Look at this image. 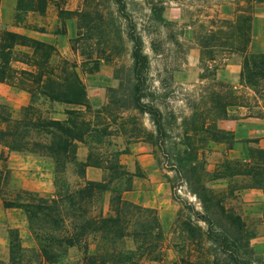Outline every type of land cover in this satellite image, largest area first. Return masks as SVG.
Masks as SVG:
<instances>
[{
  "label": "trees",
  "instance_id": "1",
  "mask_svg": "<svg viewBox=\"0 0 264 264\" xmlns=\"http://www.w3.org/2000/svg\"><path fill=\"white\" fill-rule=\"evenodd\" d=\"M53 1L17 0L16 11L43 14ZM113 2L119 17L127 24L132 67L127 83L121 80L119 87L109 88L106 103L98 108L89 100L80 71L95 74L101 61H111L112 51L118 47L112 44L110 30L101 26L99 15L90 19L92 12L88 10L58 11L61 25L66 19H77V35L71 40L74 54L78 52V45L90 42V51L79 54L80 63L61 58L53 64L52 58L58 53L55 45L7 29L0 22V84L29 95V102L19 118H13L7 106L0 104V145L8 152L50 157L55 173L60 175H64L71 164L78 177L75 183L64 176L55 179L54 194L47 198L36 191L13 188L12 170L7 165L0 166L2 205L24 211L36 242L34 248L23 247L18 229L9 228V264H144L147 260L162 261L165 257L166 235L157 210L122 196L123 192L132 190L133 178L143 177V174L129 172L121 162V156L131 151L129 144L122 148L112 139L118 133L112 130L117 117H121L117 114L137 111L149 115L159 146L164 145L168 135L163 112L145 101L150 60L144 50V39L128 11L126 0ZM258 2L262 0H219L218 5L230 6L231 17L216 16L211 20L214 29L201 31L197 39L203 70L210 68L208 63L216 70L220 53L242 56L241 78L259 94L264 107V53L249 51L253 11ZM151 9L156 11L153 3ZM87 22L91 27L85 28ZM83 29L89 36L87 39L82 38ZM102 45L105 48H101ZM88 66L91 67L85 70ZM230 97L235 98L234 94ZM212 102L201 126H191L193 134L185 132L183 137L187 143L177 144L189 150L183 155L179 149L170 156L171 170L178 180L171 185L172 198L187 213L178 216L173 227L182 232L187 241L185 248L174 245L179 254L175 264H254L261 259L250 245L254 234L244 218L225 204L223 196L207 185L206 160L195 145L196 141L203 140H195L198 132L210 135L209 139L214 142L234 140L233 133L217 129V122L228 116L229 106L241 103L226 104L216 92L212 93ZM55 103L67 106L64 119L51 116L50 108ZM120 127L124 129L123 124ZM79 143L88 149L84 162L77 158ZM0 160L4 159L0 156ZM226 161L225 172L214 174L212 180L246 175L251 178L252 187L264 190V149L250 148L245 162ZM87 167L102 169L106 176L101 181L88 180ZM121 184L123 188L118 187ZM183 187L194 201L179 194ZM106 193H110L107 207ZM72 249L78 254L69 260ZM0 264L6 263L0 260Z\"/></svg>",
  "mask_w": 264,
  "mask_h": 264
},
{
  "label": "rangeland",
  "instance_id": "2",
  "mask_svg": "<svg viewBox=\"0 0 264 264\" xmlns=\"http://www.w3.org/2000/svg\"><path fill=\"white\" fill-rule=\"evenodd\" d=\"M218 1L126 0L128 11L132 15L144 39V50L150 60L145 88V101L159 107L163 112L168 136L164 145L159 146L156 139L155 127L150 116L140 114L137 111H126L122 114H117V116L121 117H117L116 123L112 125V130H116L118 133L112 139L122 148L125 144H129V147L131 144L145 145L148 147L147 153L150 155L148 160L142 163L143 165L139 163L136 155H133V153L121 156V162L129 172L137 173V175L138 173L140 175L143 174V177L135 176L133 178L132 190L123 192L122 196L144 207L159 205L166 215L171 212L172 205L177 206L173 223L169 230L165 232V257L162 261H157L166 264H175L177 262L179 254L174 250V245L180 244L179 247L184 246V248L187 246L184 234L177 228H173L177 217L184 216L187 213L172 198L171 185L177 183L178 180L175 172L171 170L173 166V161L170 160L171 154L180 149L184 155V151L189 150L187 146H177V144L179 142H186L183 137L185 132H188V134L194 133L191 126L197 128L201 126L204 114L214 104L212 102L213 92L219 94L222 102L226 104H231L233 101H235L234 103H244L246 100L249 101L252 98L256 100L259 97V94L255 93L252 88H250L252 90L250 91L246 86L240 87L237 82H233L232 77L234 74L241 75L242 56L240 54L220 53L215 63L217 65L216 70L213 69L212 63H208L210 65L209 69L203 70L201 68L197 34L201 31L213 30L214 26L211 20L216 16L231 17L232 14V9L228 4L218 5ZM16 3L17 0H0L1 26L15 31L37 26L39 20L38 14L40 13H37V15H31V12L17 13ZM152 3L156 6L155 12L151 9ZM47 9H49L47 21L51 23L55 21V15L57 14L58 16L60 9L88 10L92 12L90 19L99 15L101 17V26L106 30H110V37L113 38L112 44H116L118 47L112 51L111 61H101L96 73L100 71L101 66L105 65L112 71L114 80L110 84L103 85L92 81L91 75L94 74L90 75L80 71L81 77L87 87L88 96L100 98L101 92L104 93V100L98 107L103 106L107 101L108 89L111 87L117 88L121 80L127 83L130 78L132 67L130 56L131 43L126 38L127 24L125 20L119 17L113 0H54L49 3ZM253 13L254 18L249 51L257 53L262 52L261 48L263 44H261V39L264 38V0L256 3ZM72 19L77 21L76 18ZM56 21H61L59 16ZM66 21L67 19L64 20V25H57L58 32L61 30L66 32ZM85 24L87 25L85 28L91 27V23L90 25L88 22ZM82 32L84 33L82 38L87 39L89 36L85 35L86 29H83ZM95 37L97 38V35ZM120 37L121 39H119ZM72 39L67 44L70 52V59L68 60L80 63L82 58L79 54L90 51V47L88 46L90 42L87 45H83L84 43L78 45V52L74 54L71 50ZM102 47L105 48L103 45ZM57 51L58 53L52 58L53 64L58 63L61 58H64L58 48ZM106 51L109 53L108 49ZM89 67L91 66L84 69L87 70ZM201 75L203 78H200ZM240 80L244 84L242 78ZM232 94L235 96L234 100L230 97ZM28 102V93L6 84H0V104L7 106L13 118L21 116L22 109ZM65 106L52 105L51 108L47 107L50 108L52 117L64 118ZM212 112H214L213 109ZM120 124H123L124 129L120 127ZM209 137L210 135L203 132H198L195 137V140L203 138L201 142L196 141L195 145L198 146L199 152L203 153V157L206 160L205 169L207 175L205 179L208 186L213 181L214 174L225 172L224 166L225 162H227L226 160L233 161V159H227L229 153L217 145V143L224 142H214ZM233 142L232 140L224 144L229 146V144L233 145ZM17 153L21 154V157L13 162L15 166H21L23 159L28 164L27 168L22 169L21 167H17L18 172L12 173L11 186L13 188L23 189V183L26 181L29 187L26 190L36 191L35 186L40 183L45 185L43 180L45 177L43 175L40 177L41 172L47 171L51 167L53 173L52 193L36 191L43 197L49 198L54 194V184L57 178L63 179L64 176L71 183H75L78 180L74 166L71 164H68L65 174L60 175L55 173V165L52 158L30 153ZM5 154V147L0 145V156L4 159L0 160V166L9 165L8 157ZM103 172L105 177L106 172ZM238 178L230 179L228 189L222 191L213 189L223 196L227 206H230L229 203L236 197L234 191L239 185ZM135 184L136 189H134ZM118 187L123 188V184ZM185 192L186 189L183 187L179 194L184 198L194 201ZM109 199L110 193H106L104 198L105 207H107ZM156 210L158 213V209ZM236 212L238 211L236 210ZM159 219L161 221V216ZM244 220L249 231L256 237L264 223L262 218L254 216L253 218L248 217ZM199 250L201 251V247H199ZM77 254V250L72 249L69 253V260L74 259ZM196 254L198 255V253ZM255 254L261 259L256 260L254 264H264V254ZM150 262V260H147L144 264H150Z\"/></svg>",
  "mask_w": 264,
  "mask_h": 264
},
{
  "label": "crops",
  "instance_id": "3",
  "mask_svg": "<svg viewBox=\"0 0 264 264\" xmlns=\"http://www.w3.org/2000/svg\"><path fill=\"white\" fill-rule=\"evenodd\" d=\"M31 15H37V13L31 12ZM38 15L39 20L37 22V26L32 28H23L16 31L40 41L55 45L62 53L64 58L70 59V52L67 44L70 39L75 38L77 35V21L72 18L67 19L66 32L59 33L57 31V25H61V21H56L58 18L57 14L55 15V21L53 23L47 21L49 9H47L43 14ZM261 40V44H263L261 49L264 53V38ZM91 76L92 81L103 85L110 84L114 80L112 71L105 65L101 66V69L98 73ZM232 78L233 82H237L240 87L246 86L248 90L252 91L245 83H241L240 74H234ZM89 100L94 107H98L104 100V93L101 92L100 98L89 96ZM256 100H253L252 98V100H246L244 103L229 106L227 108L228 116L225 119L218 120L217 122V129L225 132H231L234 136V142L232 146L225 145L224 143H217L221 149L229 153L227 159H235L245 162L248 161V150L250 148L264 149V107L258 98H256ZM53 105L64 104L55 103ZM65 108H67V106H65ZM129 148L131 154L133 153V155H136V158L141 165H143L142 163L145 160H148L150 157V155L147 153L148 147L145 145L131 144ZM87 154V147L79 143L77 147L78 160L82 162L86 161ZM5 155L8 157V167L12 170V173L18 172L17 167H21L22 169L27 168L28 163L25 159H23L21 166H15L13 163L14 161L20 159L19 157H21V154L17 152H8L6 149ZM42 175L45 177L43 179L45 185L40 183L35 186V189L36 191H45L46 193L51 194L53 180L52 167L47 171L41 172L40 177ZM85 177L88 180L101 181L104 178V172L99 168L87 167ZM236 177H239V185L234 191V195L236 197L232 199L231 203H229V207L237 210L244 219L248 217L253 218L256 216L258 218H262V221L264 222V190L261 188L252 187L251 178L249 176L238 175L234 177L218 178L213 180L209 184V187L212 189H219L220 191L228 189L230 179ZM23 189H29L26 181L23 183ZM134 189H136V184L134 185ZM148 207L158 209L159 217L161 216L163 230L164 232L168 231L177 212V206L172 205L171 212L168 215L163 212L159 205H149ZM9 228L18 229L23 247H36L35 239L28 228V222L24 212L21 209L16 208H4L0 200V260L4 261L6 264H9ZM250 245L255 253L264 254V223L257 236H254L251 239ZM150 264L166 263L151 261Z\"/></svg>",
  "mask_w": 264,
  "mask_h": 264
}]
</instances>
